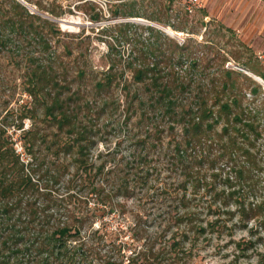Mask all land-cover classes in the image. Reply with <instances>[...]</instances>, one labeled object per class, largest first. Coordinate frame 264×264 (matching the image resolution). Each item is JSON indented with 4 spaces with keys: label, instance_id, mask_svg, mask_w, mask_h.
<instances>
[{
    "label": "trees",
    "instance_id": "trees-1",
    "mask_svg": "<svg viewBox=\"0 0 264 264\" xmlns=\"http://www.w3.org/2000/svg\"><path fill=\"white\" fill-rule=\"evenodd\" d=\"M46 10L50 17L29 10L19 0H0V47L7 46L12 40L11 33L26 40L24 87L31 97V106L18 113L15 123L20 129L19 139L26 158L16 150L15 141L0 123V264H90L88 251L83 248L84 241L79 243L84 240L80 230L89 220L90 211L75 213L72 209L65 210L63 193L52 195L50 189L61 182L65 187L74 173L80 174L79 180L82 173L89 174L97 202L112 207L113 196L134 193L129 176L135 183L146 181V174L137 169L143 168L144 162L148 161L149 148L159 154L163 152L159 149L165 129L162 125L166 122V129L170 128V134L174 133L168 160L183 175L175 187L184 190L180 196L172 198L174 211L166 226L176 225V228L171 240L167 241L169 247L164 240L160 241L162 247L153 250L155 233L146 230L139 236L140 233L133 232L130 242L122 243L129 252L122 253L119 246L120 256L105 254L100 257L102 263L181 264L186 251L190 252L181 244L183 237H188V241L194 244L208 229L216 235L225 229L229 232L225 221L236 215L237 223H244L248 218L258 222L255 226L258 234L254 238H239L236 247L242 251L259 242L263 238L261 230H264L262 84L248 73L229 67L218 71H197L199 79H186L184 73L165 69L161 63L170 66L173 52L179 50L183 53V48L174 37L160 31L168 41L164 50L160 45L152 47L148 42L143 48L136 49L137 54L127 62L133 70L134 80L142 82L149 94L145 97L138 90L131 93L130 102L123 109L126 119L123 135L128 144L139 146L146 153L123 156L126 160L124 167L130 171L119 175L116 180L113 177L111 186H103L104 164L94 163L90 152L92 164L88 161V154L104 135L102 117L109 108L117 106L114 98L105 94L115 84L119 73L114 68L116 59L109 62V68L101 78L92 79L94 100L90 101V116H87L89 108L81 103L77 87L79 81L85 79V71L79 67L71 76L72 68L66 61L71 62V58H64L51 43V38L61 31L53 18L60 16V12L53 8ZM218 24L232 31L230 27ZM129 25L125 22L123 26ZM122 34L126 40L136 41L125 32ZM14 41L18 42L19 38ZM71 53L67 49L66 55ZM242 65L264 80V72L258 69L256 62L244 61ZM243 81L251 84L248 88L251 98L248 100H245ZM126 83H123L125 88L129 87ZM186 92L189 97L192 92L190 104H182L179 93ZM260 95L263 96L258 98ZM134 100L140 109L135 121L140 127L139 133L128 127ZM82 107L87 108L86 112H82ZM26 116L31 123L23 128ZM107 150L113 154L119 153L121 148L115 142L114 147ZM121 158L122 153L119 158L112 156L111 159L121 161ZM117 165L114 163L110 168ZM65 173L70 176L64 181ZM189 185L192 190L187 196L184 192ZM199 189L209 192L212 202H207L205 207L217 215L205 223L198 217L197 208H193L198 198L192 192L197 193ZM231 205L234 206L232 209ZM221 214L226 218H220Z\"/></svg>",
    "mask_w": 264,
    "mask_h": 264
},
{
    "label": "rangeland",
    "instance_id": "rangeland-1",
    "mask_svg": "<svg viewBox=\"0 0 264 264\" xmlns=\"http://www.w3.org/2000/svg\"><path fill=\"white\" fill-rule=\"evenodd\" d=\"M19 1L29 10L44 16L50 17L47 8L60 12V16L53 18L62 19V21L55 20L61 31L51 38V43L60 55L71 58V62L65 59L72 68L71 76L79 67L85 71L86 77L83 81H79L80 86L77 87L81 103L89 108L86 112L87 108L82 107V112H86L87 116H90V101L94 100L91 87L93 80L101 78L108 70L109 62L116 59L114 68L119 73L115 84L105 94L112 96L117 106L113 107L114 109L109 108L102 117L101 122L105 124L102 127L104 135L91 150L89 149L88 154V161L92 164L93 162L104 164L106 173L102 175V184L106 187L111 186L113 177L116 180L119 175L130 171L124 167L126 160L123 156L129 153H146V150L140 149L141 147L128 144L123 135L126 128L123 109L129 104L131 93L138 90L145 97L149 94L142 82L134 80L133 70L127 66V62L133 54H137L136 49L143 48L148 42L153 45L152 47L160 45L164 50L168 41L160 31L174 37L183 48V53L178 52L179 50L173 52L171 67L163 62L161 66L186 74V79L190 77L199 79L200 74L197 71L200 70L218 71L223 67L246 73L241 69L247 70L242 65L244 61L249 64L256 62L258 69L264 72V0H201L202 5L191 13L185 10L184 0ZM125 22L130 25L123 26ZM218 23L230 27L232 31ZM165 27L171 31L166 30ZM122 32L132 36L136 41L126 40ZM11 38L7 46L0 47V123H3L2 126L15 141L16 147L21 146L20 129L15 125L16 118L18 113L25 112L29 105L31 106V97L24 87L26 40L14 33H11ZM16 38H19L18 42L14 41ZM67 49L71 50L72 55H66ZM167 54L171 53L167 52ZM178 54L181 55L180 58ZM123 83L128 84L129 87L125 88ZM243 84L247 88H245V100H248L251 98V93L248 91L251 84L244 81ZM179 95L182 97V104H190L193 98L192 92L190 97L188 92ZM135 104L136 100L131 102L128 127H132L133 132L139 133L140 127L135 125V121L140 109ZM30 123L31 119L24 117L23 128L28 127ZM167 124L166 122L162 125L165 129L162 131L159 150L163 152L159 154L152 147L149 148L148 161L144 162L143 168H136L139 173L146 174V181L135 183L129 176L128 180L131 181L134 193L113 196L112 207L97 202L92 192L89 174L82 173V179L79 180L80 174L74 173L69 178L70 183L65 187L61 182L50 189L52 195L58 196L63 193L62 205L66 207L65 210L72 209L75 213L90 211L89 220L80 230L81 238L84 240L79 242L84 241L83 248L88 251L87 259H90V264H103L101 258L105 254L116 253L115 256H120L117 250L119 246L122 247L120 250L122 253H128L129 249L122 243L130 242L133 232L140 233L139 236L145 234L146 230L155 233L157 235L155 239L152 235L153 250L162 247L160 241L164 240L169 247L167 241L171 240L176 228V225L166 226L169 224L170 214L174 211L172 198L180 196L184 190L182 187H175L183 175L168 160L172 148L170 140H173L174 133L170 134L171 129H166ZM115 142L121 148L119 153H107V148H113ZM21 150L22 156L26 158L23 148ZM90 152L93 162L90 161ZM120 153H122L121 161L111 159L112 156L119 158ZM128 162L130 164V161ZM114 163L118 165L110 168ZM69 176L70 174L65 173L62 178L65 181ZM74 178L76 180L73 181ZM191 190L189 185L188 190L184 192L185 195L190 196ZM192 194H197V205L193 208H197L198 217L203 223L217 216L211 213V209L207 210L205 207L207 202H212L208 191L199 189L197 193L192 192ZM230 207L232 209L234 206ZM220 218L225 219V214H221ZM236 219L237 215L226 219L229 232L225 229L224 232L216 235L208 229L201 233L194 244L188 241V237H183L181 244L190 249V252L186 251L187 255L183 257L181 264H264V230H261L263 238L259 242L241 251L235 245L236 240L242 237L254 238L258 234V229L255 227L258 222L254 218H248L244 223L239 221L237 223ZM250 227L252 230L249 229Z\"/></svg>",
    "mask_w": 264,
    "mask_h": 264
},
{
    "label": "built area",
    "instance_id": "built-area-1",
    "mask_svg": "<svg viewBox=\"0 0 264 264\" xmlns=\"http://www.w3.org/2000/svg\"><path fill=\"white\" fill-rule=\"evenodd\" d=\"M200 5H202L201 0H184V8L189 13L193 12ZM21 149L20 145L16 146V150L20 153H22Z\"/></svg>",
    "mask_w": 264,
    "mask_h": 264
},
{
    "label": "water",
    "instance_id": "water-1",
    "mask_svg": "<svg viewBox=\"0 0 264 264\" xmlns=\"http://www.w3.org/2000/svg\"><path fill=\"white\" fill-rule=\"evenodd\" d=\"M56 20L62 21L61 18H57ZM244 71H245L246 73H248L249 75H251L252 77H254L255 79H257V80L262 84V86H263V88H264V80H263L260 76H258V75H256V74L252 73L251 71H247V70H244Z\"/></svg>",
    "mask_w": 264,
    "mask_h": 264
},
{
    "label": "bare ground",
    "instance_id": "bare-ground-1",
    "mask_svg": "<svg viewBox=\"0 0 264 264\" xmlns=\"http://www.w3.org/2000/svg\"><path fill=\"white\" fill-rule=\"evenodd\" d=\"M165 29L168 30V31H171V30H170L169 28H167V27H165ZM241 69H242V70H245V69H243V68H241Z\"/></svg>",
    "mask_w": 264,
    "mask_h": 264
}]
</instances>
